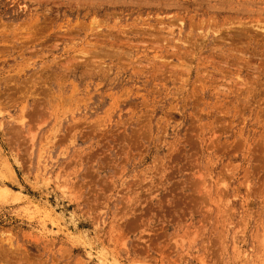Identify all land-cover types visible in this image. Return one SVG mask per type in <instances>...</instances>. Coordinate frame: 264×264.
Returning a JSON list of instances; mask_svg holds the SVG:
<instances>
[{"label":"rangeland","instance_id":"obj_1","mask_svg":"<svg viewBox=\"0 0 264 264\" xmlns=\"http://www.w3.org/2000/svg\"><path fill=\"white\" fill-rule=\"evenodd\" d=\"M0 264H264V0H0Z\"/></svg>","mask_w":264,"mask_h":264},{"label":"bare ground","instance_id":"obj_2","mask_svg":"<svg viewBox=\"0 0 264 264\" xmlns=\"http://www.w3.org/2000/svg\"><path fill=\"white\" fill-rule=\"evenodd\" d=\"M98 46H99V45H98ZM88 47H89V46H88ZM91 47H92V46H91ZM84 48H85V47H84ZM92 48H94V47H92ZM96 48H97V47H96ZM89 49H90V48H89ZM94 49H95V48H94ZM116 49H117V48H116ZM118 49H119V48H118ZM118 49H117V50H118ZM84 50H85V49H84ZM91 50H92V49H91ZM97 50H99V49H97ZM109 50H110V49H109ZM93 51H94V50H93ZM93 51H92V53H93ZM100 51H101V50H100ZM104 51H105V50H104ZM95 52H96V51H95ZM95 52H94V53H95ZM107 52H108V51H107ZM110 52H112V51H110ZM99 53H100V52H99ZM90 54H91V52H90ZM90 54H89V55H90ZM103 54H104V53H103ZM109 54H110V53H109ZM115 54H116V53H115ZM155 55H156V54H155ZM155 55H154V56H155ZM125 56H126V55H125ZM136 56H137V55H136ZM158 56H160V55H158ZM89 57H90V56H89ZM96 58H97V55H96L95 59H96ZM103 58H104V57H103ZM97 59H98V58H97ZM83 61H84V60H83ZM146 61H147V60H146ZM137 62H138V61H137ZM87 63H88V62H87ZM87 63H86V64H87ZM139 64H140V62H139ZM141 64H142V63H141ZM88 65H89V64H88ZM88 65H87V66H88ZM98 65H99V64H98ZM67 66H68V65H67ZM212 66H213V65H212ZM101 67H102V66H101ZM133 67H134V66H133ZM89 68H90V67H89ZM99 68H100V67H99ZM109 69H110V68H109ZM87 70H88V69H87ZM94 71H95V68H94ZM96 71H97V70H96ZM104 71H105V70H104ZM107 71H108V69H107ZM105 72H106V71H105ZM108 72H109V71H108ZM236 72H237V71H236ZM237 73H238V72H237ZM228 80H229V79H228ZM241 85H242V84H241ZM221 87L223 88V86H221ZM75 90H76V89H75ZM246 184H248V183H246Z\"/></svg>","mask_w":264,"mask_h":264}]
</instances>
